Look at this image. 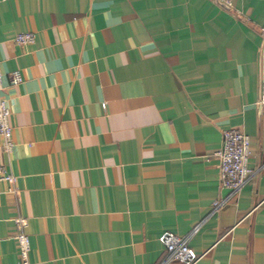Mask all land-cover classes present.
<instances>
[{"label": "crops", "instance_id": "obj_1", "mask_svg": "<svg viewBox=\"0 0 264 264\" xmlns=\"http://www.w3.org/2000/svg\"><path fill=\"white\" fill-rule=\"evenodd\" d=\"M263 24L264 0H0V165L17 176L0 181V264H18V215L32 264H183L167 232L195 264H264ZM226 129L250 136L234 193Z\"/></svg>", "mask_w": 264, "mask_h": 264}, {"label": "built area", "instance_id": "obj_2", "mask_svg": "<svg viewBox=\"0 0 264 264\" xmlns=\"http://www.w3.org/2000/svg\"><path fill=\"white\" fill-rule=\"evenodd\" d=\"M214 1L232 7L237 0ZM260 29L264 38V24ZM35 39L36 34L32 31L18 32L15 36L16 42L20 44L33 43ZM12 81L15 84H20L23 81V75L20 70L16 69L13 71ZM260 102L264 105V80H262L260 85ZM102 106L105 107L104 102ZM10 116L11 107L9 99L4 93L2 59L0 57V136L2 137V146L8 153L15 146ZM215 154L219 159L222 184L230 188L233 193L239 192L253 174V170L248 164L250 157V136L237 129L224 130L222 147ZM16 179L17 176L11 169L0 165V181H8L11 185V190L15 189ZM220 205V200L214 201L215 208ZM14 221L19 229L15 235L19 255L18 264H32L30 260L31 240L29 233L26 231L28 218L18 215ZM163 240L167 248V261L179 260L183 264H195L199 260V257L191 249L189 236H181L174 232H167Z\"/></svg>", "mask_w": 264, "mask_h": 264}]
</instances>
